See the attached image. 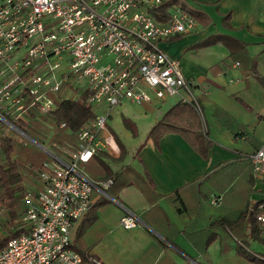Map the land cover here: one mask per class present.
Segmentation results:
<instances>
[{"label":"crops","instance_id":"crops-1","mask_svg":"<svg viewBox=\"0 0 264 264\" xmlns=\"http://www.w3.org/2000/svg\"><path fill=\"white\" fill-rule=\"evenodd\" d=\"M188 1L199 13L195 27L159 44L178 58L200 101L207 152L201 155L179 131L156 139L150 133L175 102L186 100L180 95L140 105L122 101L127 124L111 128L120 152L98 150L82 163L91 179L108 180L93 186L89 207L70 228L71 244L85 260L264 264L263 256L252 260L236 252L244 240L247 249L264 255V244L250 246L252 240L264 243V221L251 217L264 200V178L254 175L247 156L264 140V0ZM218 31L243 40L252 58L222 41L198 44ZM24 184V191L36 188V173H26ZM127 210L139 218L133 227L118 221ZM254 223L263 226L261 237L252 233Z\"/></svg>","mask_w":264,"mask_h":264},{"label":"built area","instance_id":"built-area-1","mask_svg":"<svg viewBox=\"0 0 264 264\" xmlns=\"http://www.w3.org/2000/svg\"><path fill=\"white\" fill-rule=\"evenodd\" d=\"M162 1L0 0V130L34 143L23 127L37 120L52 130L56 98H85L101 109L75 127L74 140L55 142L57 150L37 145L47 156L35 168L38 186L22 196L26 229L0 247V264H103L83 258L70 228L89 207L93 186L108 181L88 177L82 163L98 150L120 152L107 123L112 105L177 94L203 115L178 58L159 44L193 29L196 17L174 1L160 19L153 10ZM247 156L264 178V140ZM254 214L264 221V200ZM138 220L131 210L118 218L124 227Z\"/></svg>","mask_w":264,"mask_h":264},{"label":"trees","instance_id":"trees-1","mask_svg":"<svg viewBox=\"0 0 264 264\" xmlns=\"http://www.w3.org/2000/svg\"><path fill=\"white\" fill-rule=\"evenodd\" d=\"M174 1L187 8L195 17L199 15L196 10L197 6L188 0H163L156 10H153L154 14L160 19L166 18L168 16L167 8ZM228 14V12L225 13L224 17L228 18ZM225 23L228 24V21L225 20ZM215 41L224 42L231 51L236 49L242 51L247 60L252 58L245 42L227 32H215L202 39L198 44ZM93 113L92 105L85 98L63 97L55 99V108L52 113L54 125L50 132L45 125L36 120H30L24 127V122L16 121V123L22 125L24 130L33 138L54 151L58 149L55 142L63 143L64 139L74 140L73 130L75 127L92 117ZM60 119H65L66 125L59 128L55 121ZM166 130L179 131L201 155L206 154L210 140L202 128L199 111L192 101L180 100L175 102L153 125L150 133L156 139ZM46 155V152L34 143L23 144L13 134L0 130V203L5 212L4 233L0 232V247L9 236L16 235L26 229V224L20 218L24 208L22 201L25 189L24 178L26 173H35V168ZM251 217L254 222L257 220L253 211ZM262 229L263 226H257L254 223L252 233L261 237ZM262 240L264 241V238ZM241 242L237 244V253L252 260H260L261 253L247 249L246 242L244 240Z\"/></svg>","mask_w":264,"mask_h":264},{"label":"rangeland","instance_id":"rangeland-1","mask_svg":"<svg viewBox=\"0 0 264 264\" xmlns=\"http://www.w3.org/2000/svg\"><path fill=\"white\" fill-rule=\"evenodd\" d=\"M102 61H105V60H102ZM102 61H100V62H102ZM126 100V99H125ZM139 105L141 104V103H138ZM133 106L135 107V106H138V105H136V104H133ZM132 106V107H133ZM116 107H118V108H121V109H119V110H117L116 109ZM92 108H93V111H101V109L99 108V107H96V106H92ZM120 110H122V113H120ZM122 121H123V123H126L127 124V103L126 102H124V104H123V102H120V103H118V104H115V105H112L111 107H110V112H109V114L107 115V123L109 124V126H110V129L112 128L113 130H117V128H118V126L119 125H122V124H120V123H122ZM136 124V123H135ZM52 125V124H51ZM51 125H49V127H52ZM136 127H137V125H136ZM118 131V130H117ZM141 132H143V129L141 130ZM140 136H142V135H140ZM143 137V136H142ZM133 140V139H132ZM47 156V155H46ZM2 205H1V203H0V232L1 233H4V228H3V221H4V219H5V212H4V209H3V207H1ZM262 242V241H261ZM261 242H258L257 240H255V241H251V244H250V246L251 247H255V248H263V242L261 243ZM235 240H234V242L232 243V245L233 246H235ZM261 255L263 256V258H264V255L261 253ZM96 259V258H95ZM98 260V259H97ZM100 261V260H99ZM101 262V261H100ZM102 263V262H101Z\"/></svg>","mask_w":264,"mask_h":264},{"label":"water","instance_id":"water-1","mask_svg":"<svg viewBox=\"0 0 264 264\" xmlns=\"http://www.w3.org/2000/svg\"><path fill=\"white\" fill-rule=\"evenodd\" d=\"M33 142L36 144V145H41L40 142L38 140H36L35 138L31 137Z\"/></svg>","mask_w":264,"mask_h":264}]
</instances>
